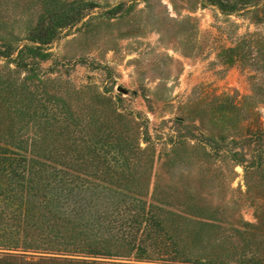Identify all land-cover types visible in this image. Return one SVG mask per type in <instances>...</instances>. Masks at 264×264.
I'll return each instance as SVG.
<instances>
[{
	"label": "rangeland",
	"instance_id": "1",
	"mask_svg": "<svg viewBox=\"0 0 264 264\" xmlns=\"http://www.w3.org/2000/svg\"><path fill=\"white\" fill-rule=\"evenodd\" d=\"M236 4L0 0L1 156L67 171L91 191L147 184L144 200L163 210L146 253L67 259H264V0ZM62 17L72 23L60 28ZM7 254L8 264H69Z\"/></svg>",
	"mask_w": 264,
	"mask_h": 264
},
{
	"label": "trees",
	"instance_id": "2",
	"mask_svg": "<svg viewBox=\"0 0 264 264\" xmlns=\"http://www.w3.org/2000/svg\"><path fill=\"white\" fill-rule=\"evenodd\" d=\"M206 1L218 6L223 12L230 13L238 10L236 3L247 5L246 9L251 4L258 6L262 0ZM80 18L81 15L71 19L75 22ZM59 21V25H62L60 28L72 23L65 17ZM37 39L46 44L52 38ZM226 52L238 58L235 48H229ZM1 155L0 153V249L20 251L22 258L24 253L29 252L62 255L66 258L43 256L37 262L62 260L64 263L77 264L80 263L79 260L67 258L113 259L128 258L134 250L146 253L147 242L153 239L154 234L163 231L164 220L160 214L157 216V211L163 210L144 200L150 188L147 184L135 185L134 188L117 186L113 190L103 188L100 191L99 188L93 192L89 186L70 180L79 178L67 171L49 173L47 169L36 168L31 164L32 160L26 157L15 160L5 153ZM118 196L123 198L118 204L105 205L104 202H111ZM177 243L174 242L173 245L177 247ZM207 244L212 253L213 244ZM176 250L174 252L179 254ZM251 257L241 254L232 263L255 262L254 257ZM8 258L17 257L7 254L0 257V264H8ZM256 262L264 264V259ZM190 263L205 264L194 260Z\"/></svg>",
	"mask_w": 264,
	"mask_h": 264
}]
</instances>
